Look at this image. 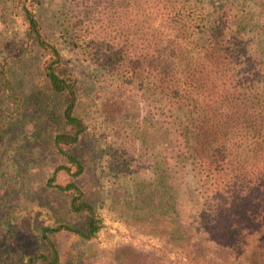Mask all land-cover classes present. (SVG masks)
Returning <instances> with one entry per match:
<instances>
[{
    "label": "trees",
    "instance_id": "obj_1",
    "mask_svg": "<svg viewBox=\"0 0 264 264\" xmlns=\"http://www.w3.org/2000/svg\"><path fill=\"white\" fill-rule=\"evenodd\" d=\"M126 1L124 28L134 23L136 37H119L135 42L115 50L100 27L89 33L68 16L47 25L43 0H0V26L17 30L12 44L0 31V147L23 109L20 78L29 56L39 57L46 93L63 100L50 139L60 163L45 181L65 199L61 219L33 224V252L11 264H77L75 251L61 254L56 238L89 242L104 226L76 182L86 168L75 150L92 115L81 114L84 86L56 36L69 50H94L97 67L117 76L104 111L134 104L132 92L139 94L147 115L136 134L157 172L156 211L169 214L152 224L181 250L183 264H264V0ZM178 180L186 182L191 223L181 217ZM3 258L0 249V264Z\"/></svg>",
    "mask_w": 264,
    "mask_h": 264
},
{
    "label": "rangeland",
    "instance_id": "obj_2",
    "mask_svg": "<svg viewBox=\"0 0 264 264\" xmlns=\"http://www.w3.org/2000/svg\"><path fill=\"white\" fill-rule=\"evenodd\" d=\"M100 1L99 7L88 8L93 0H43L47 4L44 21L55 28L64 20L68 23V16L79 27L91 28L89 33L102 28L103 33H107L109 46L115 50L134 44L135 40L127 43L124 37L128 31L136 37L134 23L128 29L124 28L127 1ZM204 5L212 12L209 3L204 2ZM1 29L7 37L5 40L12 44L16 40L13 33L17 30L12 27L4 30L0 26ZM119 34L124 36L119 37ZM55 41L69 69L83 83L81 114L92 115L89 134L81 139L75 150L86 168L76 182L104 225L89 242L71 235L56 238L61 254L75 251L77 264H183L181 250L172 246L165 239L164 231L152 224L169 220V214L156 211L161 204L157 172L152 167L149 152L136 134L142 126V118L147 115L139 94L136 90L132 92L134 104L104 111L101 103L109 106L110 81H115L117 76L97 67L94 50L91 53L69 50L59 36ZM135 54L134 49L130 54L133 61ZM23 63L20 78L23 109L0 147V249L4 253V264L14 263L33 252L30 228L35 223L45 225L61 219L55 217L59 216L65 201L61 194L45 187L46 179L60 163L50 139L59 128L57 122L63 100L46 93L38 75L40 61L36 54ZM170 175L177 177L173 172ZM67 181L65 174L58 175L57 183ZM176 185L181 217L191 223L193 216L188 208L186 182L178 180ZM203 236L214 245L211 236Z\"/></svg>",
    "mask_w": 264,
    "mask_h": 264
}]
</instances>
